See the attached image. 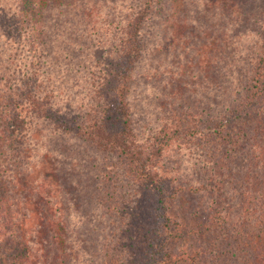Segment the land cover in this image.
Returning a JSON list of instances; mask_svg holds the SVG:
<instances>
[{"label": "trees", "instance_id": "obj_1", "mask_svg": "<svg viewBox=\"0 0 264 264\" xmlns=\"http://www.w3.org/2000/svg\"><path fill=\"white\" fill-rule=\"evenodd\" d=\"M1 259L264 264V0H0Z\"/></svg>", "mask_w": 264, "mask_h": 264}, {"label": "rangeland", "instance_id": "obj_2", "mask_svg": "<svg viewBox=\"0 0 264 264\" xmlns=\"http://www.w3.org/2000/svg\"><path fill=\"white\" fill-rule=\"evenodd\" d=\"M145 64H147V62L145 63ZM146 68H143L142 70H141V73H143L144 72V70H145ZM154 84H156V81H154L153 83H146L145 81H143V80H141L140 81V85H139V92H140V94L141 93H143V95H145L146 96V98H149V97H152L153 96V93H154V91H153V88L155 87V85ZM146 87H148L149 88V90L146 88ZM166 102H167V100H165ZM159 105H162V107H164L165 106V102L163 101V100H161L160 102H159ZM134 106V105H133ZM134 110L135 111H137L139 114L140 113H144L145 115H146V117H148V121H149V126H151L152 124H153V121H154V119H155V116H154V113L151 111V110H149V109H145V108H143V106L142 105H139V104H136L135 106H134ZM144 121V120H143ZM146 123V122H145ZM139 127V126H138ZM182 154H184V153H182ZM171 156V164L172 165H174L176 162H177V158H176V156L174 155V154H171L170 155ZM186 160H187V157L185 156L184 157V161L186 162ZM178 164H180V163H177V165H174L178 170L179 169H181L182 170V168H184V167H186V165H185V163L182 161V163L180 164V166H178ZM188 182V181H187ZM186 202H188V201H184V203H183V205H182V207L180 208V209H184L185 208V203ZM191 206H189L190 208L193 206L192 204H190ZM180 209H178L177 207H176V211L178 210H180ZM182 212H184V211H182ZM181 212V213H182ZM0 264H7V262L4 260V259H1V261H0Z\"/></svg>", "mask_w": 264, "mask_h": 264}]
</instances>
